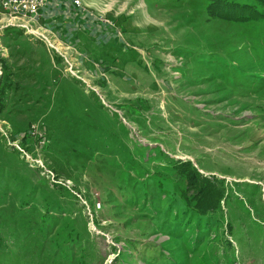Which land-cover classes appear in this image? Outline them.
Masks as SVG:
<instances>
[{
	"label": "rangeland",
	"instance_id": "374dc122",
	"mask_svg": "<svg viewBox=\"0 0 264 264\" xmlns=\"http://www.w3.org/2000/svg\"><path fill=\"white\" fill-rule=\"evenodd\" d=\"M78 1L90 26L78 28L77 45L42 12H0V84L11 80L0 113V264L32 259L21 217L38 204L62 210L48 205L54 182L89 216L94 264H119L124 241L117 227L95 225L93 215L101 225L115 219L101 212L104 187L83 164L118 157L124 169L142 152L223 178L226 199L205 233L220 252L231 242L235 264H264V0H214L225 8L218 13L211 0ZM8 26L20 34L3 35ZM107 205L118 218L129 214ZM164 252L157 264L176 257Z\"/></svg>",
	"mask_w": 264,
	"mask_h": 264
},
{
	"label": "trees",
	"instance_id": "16d2710c",
	"mask_svg": "<svg viewBox=\"0 0 264 264\" xmlns=\"http://www.w3.org/2000/svg\"><path fill=\"white\" fill-rule=\"evenodd\" d=\"M211 2L215 7L209 10L218 13L223 5L215 4L214 0ZM239 18L245 20L243 16ZM5 34L20 33L18 28L8 26L3 35ZM1 59L4 61L3 57ZM55 59L58 60L57 55ZM6 72L3 69V74ZM6 79V82L0 84V113L5 108L6 101L8 102L6 88L11 86L8 75ZM25 135L28 133L23 132L19 136L24 138ZM43 148L46 149V145ZM117 159L118 157L110 164L97 161L86 166L81 158L79 164L89 167L93 181L104 187L102 194L105 204L102 203L101 212H110L115 220L101 225L100 220L93 215V221L102 230L117 227V232L112 233L116 240L124 241L117 257L119 264H126L125 261L129 264H157L160 258L165 261L164 251L167 249L176 253L171 264H191L199 260L205 264H235L231 242L225 241L227 247L222 245L223 251L220 252L216 250L217 239L214 240L209 232L205 233L207 227L214 226L205 224L217 219L215 215L218 216L217 213L222 210L221 200L226 199L223 178L214 174L206 175L189 159L179 160L167 153L165 157H161L149 152L146 158L144 152L135 153L124 169L117 167ZM103 171L107 172L105 176L101 174ZM51 186L54 193L51 196L52 203L48 205H56L62 210L54 216L43 207L45 205L38 204L21 217L24 222L18 229L22 235V243L32 251V259L28 264H94L98 255L90 254L89 246L93 244V237L88 226L89 216L81 209L74 212L75 202L77 203L74 193L55 182ZM66 192L72 198L69 202L64 199ZM58 194L64 196L59 197ZM109 202L116 206L118 203L124 210H128V216L120 217V222L118 213L109 209ZM194 224L200 228L196 227L194 236H189ZM118 228L125 230L128 235L120 234ZM151 235L156 237L151 239ZM159 235H165L168 239L157 242ZM112 248L115 249L114 246ZM228 249L231 252H227ZM178 252L184 254L182 259L177 255Z\"/></svg>",
	"mask_w": 264,
	"mask_h": 264
},
{
	"label": "crops",
	"instance_id": "0c3cea01",
	"mask_svg": "<svg viewBox=\"0 0 264 264\" xmlns=\"http://www.w3.org/2000/svg\"><path fill=\"white\" fill-rule=\"evenodd\" d=\"M79 3L81 2L79 1ZM80 6H76L74 0H49L48 4L42 7L40 11L42 12L41 15L48 20L53 17V21L56 23L51 25L57 30L61 38L65 35L66 39H70L71 43L77 45L78 42H75V38L78 28L87 31V26H90L87 21H84L90 19L89 13L87 10L77 9Z\"/></svg>",
	"mask_w": 264,
	"mask_h": 264
},
{
	"label": "built area",
	"instance_id": "2783aa9c",
	"mask_svg": "<svg viewBox=\"0 0 264 264\" xmlns=\"http://www.w3.org/2000/svg\"><path fill=\"white\" fill-rule=\"evenodd\" d=\"M47 2L48 0H0V11H5V9H21L24 11H31L32 14L40 15L41 8L44 7ZM74 3L76 5L79 4L78 0H74ZM33 30L35 29L33 28ZM43 36L45 37V35Z\"/></svg>",
	"mask_w": 264,
	"mask_h": 264
},
{
	"label": "bare ground",
	"instance_id": "6f19581e",
	"mask_svg": "<svg viewBox=\"0 0 264 264\" xmlns=\"http://www.w3.org/2000/svg\"><path fill=\"white\" fill-rule=\"evenodd\" d=\"M78 3H79V1H78ZM2 12L5 13V14L21 15V16H23V15L27 16L29 14H32L31 11H24V10H21V9H19V10L5 9V11H2ZM33 15H35L37 17V14H33Z\"/></svg>",
	"mask_w": 264,
	"mask_h": 264
},
{
	"label": "water",
	"instance_id": "95a60500",
	"mask_svg": "<svg viewBox=\"0 0 264 264\" xmlns=\"http://www.w3.org/2000/svg\"><path fill=\"white\" fill-rule=\"evenodd\" d=\"M202 172H204L203 170H201ZM205 173V172H204ZM209 174V173H208Z\"/></svg>",
	"mask_w": 264,
	"mask_h": 264
}]
</instances>
